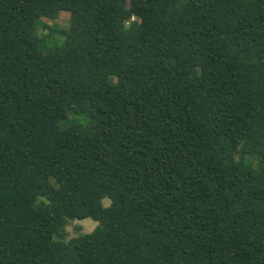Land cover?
Wrapping results in <instances>:
<instances>
[{"label":"trees","instance_id":"trees-1","mask_svg":"<svg viewBox=\"0 0 264 264\" xmlns=\"http://www.w3.org/2000/svg\"><path fill=\"white\" fill-rule=\"evenodd\" d=\"M0 264H264V0H0Z\"/></svg>","mask_w":264,"mask_h":264},{"label":"rangeland","instance_id":"rangeland-1","mask_svg":"<svg viewBox=\"0 0 264 264\" xmlns=\"http://www.w3.org/2000/svg\"><path fill=\"white\" fill-rule=\"evenodd\" d=\"M69 12L66 10L60 11L55 18L41 17V22L38 25V32L40 34H48L51 29H56L59 27H67L69 24ZM102 203L108 205L110 200L108 198H103ZM98 222L89 217L82 219H69L68 224L65 226L64 240H68L73 236H77L82 233H87L92 231Z\"/></svg>","mask_w":264,"mask_h":264}]
</instances>
